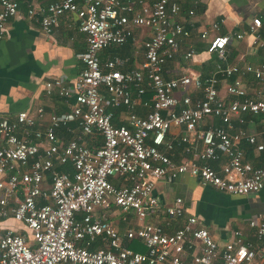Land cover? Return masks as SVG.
Instances as JSON below:
<instances>
[{
    "label": "built area",
    "instance_id": "obj_1",
    "mask_svg": "<svg viewBox=\"0 0 264 264\" xmlns=\"http://www.w3.org/2000/svg\"><path fill=\"white\" fill-rule=\"evenodd\" d=\"M21 4L26 19L44 35L60 17L74 15L85 49L77 56L82 67L70 88L57 79L43 84L45 96L73 98L69 112L47 116L42 127L41 107L32 114L0 115V264H253L259 251L239 231L218 246L198 218L184 216L180 198L163 206L154 189L163 178L179 175L231 195L263 188L264 157L259 167H252L241 146L264 152V141L240 128L245 116L264 118V99L249 96L244 80L249 74L264 86L259 18H252L248 28L251 44L262 51L256 66L217 64L205 78L184 74L164 79V65L178 53L179 40L189 37L178 20L176 1L54 0L43 6L0 0V41ZM219 23L199 39L225 62L228 38H208ZM139 28L149 30L139 66L124 69L126 60L117 56L99 62L98 52L123 46ZM194 52L188 46L183 59ZM220 82L230 97L227 102L218 95ZM191 92L200 97L192 99ZM139 104L142 116L134 112ZM115 108L125 114L118 126L109 111ZM205 119L219 125L200 128ZM67 123L76 124L77 135L61 142L55 133ZM172 127L182 134L171 133ZM217 162L216 170L212 164ZM59 166H69L71 173ZM111 210L132 213L140 223L120 236L109 220ZM172 223L177 227L168 234L165 229ZM247 227L257 242H264V217L249 219ZM131 241L140 242L144 252L131 250Z\"/></svg>",
    "mask_w": 264,
    "mask_h": 264
},
{
    "label": "crops",
    "instance_id": "obj_2",
    "mask_svg": "<svg viewBox=\"0 0 264 264\" xmlns=\"http://www.w3.org/2000/svg\"><path fill=\"white\" fill-rule=\"evenodd\" d=\"M54 0H28L29 3L46 5ZM149 2L150 0H146ZM180 5L179 21L184 23L189 32L187 39L179 40L178 53L168 61L162 70L164 79L189 74L205 78L216 67L222 65L256 66L261 59L262 51L251 44L248 28L252 18H259L264 26V0H174ZM192 10L193 15L188 17L187 11ZM26 6L21 4L16 17L10 18L5 27L4 36L0 41V115L13 117L17 112L28 111L34 113L38 107L43 108L45 118L41 123H47V116L60 115L70 111L73 98L67 100L56 94L45 96L43 84L48 80H60L63 85L71 87L72 81L81 70V63L77 56L85 49L84 35L76 30L74 15H64L59 18L57 25L49 35H44L37 25L25 17ZM216 31H208V38L226 36V61L222 62L217 53L207 51V41L199 39L202 31L210 29V25L219 22ZM149 34V30L139 28L134 38L128 40L119 48L111 47L98 52L100 63L106 58L117 56L126 60L124 69H133L142 61V42ZM240 34L241 39L234 36ZM188 46L193 47L194 55L184 60L183 54ZM247 94L251 97L264 99V86L259 85L251 75L244 76ZM218 95L224 101L230 97L225 92V83L217 86ZM191 98H199L200 94L191 92ZM112 113V124L121 125L125 119L123 108L109 110ZM136 115L144 114L139 104L134 108ZM218 126L215 119H205L200 128ZM234 128L237 125L234 124ZM247 134L252 135L258 142L264 141V118L261 116H245V123L240 127ZM176 136L182 134L181 128H170ZM56 136L61 142H66L77 135L75 123H67L56 130ZM244 161L252 167H259L264 152H255L252 146L243 144ZM180 153V146L174 150ZM177 158L176 160H178ZM219 162L213 163L218 169ZM154 195L163 206L172 204L173 200L180 198L184 216L198 218L211 238L222 246L227 242L233 231H239L246 243L252 244L258 252L253 264H264V242H257L247 227V221L256 216L264 217V186L250 195H231L214 190L187 176L179 175L174 179L163 178L158 181ZM111 224L120 236L127 229H134L137 224L132 213L122 214L111 210L109 215ZM148 220H144L147 222ZM10 223V222H7ZM11 225V224H8ZM177 227L172 223L165 232L170 234ZM129 248L143 253L144 248L138 241ZM131 242H128L131 243ZM127 244V246H128Z\"/></svg>",
    "mask_w": 264,
    "mask_h": 264
},
{
    "label": "trees",
    "instance_id": "obj_3",
    "mask_svg": "<svg viewBox=\"0 0 264 264\" xmlns=\"http://www.w3.org/2000/svg\"><path fill=\"white\" fill-rule=\"evenodd\" d=\"M107 49H109V48H107ZM86 143H87V146H91L93 144L92 138L87 137ZM95 145L97 146V144H95ZM57 169L59 171H67V172L71 173V168L69 166H59ZM132 245H134V242L129 243L128 247H130Z\"/></svg>",
    "mask_w": 264,
    "mask_h": 264
}]
</instances>
